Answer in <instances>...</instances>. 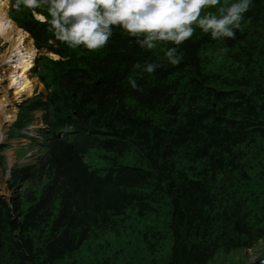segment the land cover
<instances>
[{"label": "trees", "instance_id": "trees-1", "mask_svg": "<svg viewBox=\"0 0 264 264\" xmlns=\"http://www.w3.org/2000/svg\"><path fill=\"white\" fill-rule=\"evenodd\" d=\"M9 17L59 60H36L46 94L22 103L45 109L46 153L11 181L29 191L0 197V264H64L129 209L149 219L134 243L153 258L142 264H209L264 240V0H252L234 39L197 28L176 46V66L164 47L142 49L118 27L89 52L57 41L31 10L10 7ZM144 62L160 67L143 73Z\"/></svg>", "mask_w": 264, "mask_h": 264}, {"label": "clouds", "instance_id": "clouds-1", "mask_svg": "<svg viewBox=\"0 0 264 264\" xmlns=\"http://www.w3.org/2000/svg\"><path fill=\"white\" fill-rule=\"evenodd\" d=\"M219 7L217 8V6ZM252 0H0V36L13 26L5 9L31 10L33 17L49 25L57 41L68 48L83 47L96 52L108 44L115 28L136 38L139 47L165 48L164 55L173 66L181 62L177 47L189 40L198 28L214 41L234 39ZM44 8L47 15L37 9ZM216 8L215 12L205 9ZM202 13H204L202 15ZM175 45L169 47L168 45ZM227 53L228 48L221 49ZM143 73L152 74L159 64L144 62ZM134 69L141 67L135 64ZM132 89L139 91L135 78Z\"/></svg>", "mask_w": 264, "mask_h": 264}, {"label": "rangeland", "instance_id": "rangeland-1", "mask_svg": "<svg viewBox=\"0 0 264 264\" xmlns=\"http://www.w3.org/2000/svg\"><path fill=\"white\" fill-rule=\"evenodd\" d=\"M16 22L15 18L11 19ZM34 46V45H33ZM35 48V47H34ZM37 51V55L33 60V67L28 72L31 80H37L36 77V60L40 57L52 59L46 51ZM9 52V45L0 39V56H4ZM6 69V67L4 68ZM34 94L30 97L22 95L17 102L14 103L16 110L15 119L9 123L1 124L3 138H0V197L7 204L13 200L17 194L24 193L31 189L29 182L26 180H18V184H12L11 181L18 176V179L24 177V170L33 167L40 157L45 153V132L46 126L43 121L45 112L44 107H30L27 110L22 108L24 101L32 100L38 96H45L46 91L38 82L35 86ZM3 93L0 92V100ZM9 97V96H8ZM23 98V99H22ZM44 98L41 100L43 101ZM11 101V98H10ZM22 103H19L21 102ZM7 106V103L6 105ZM11 107L5 109L9 110ZM25 116V118H24ZM2 118V116H0ZM22 120V127L16 128L19 121ZM138 165L137 163H132ZM161 216L157 219L159 231H164V222L169 220L167 214L168 208L160 210ZM149 219L139 220L133 209L127 210L123 215L118 217H110L108 226L101 231H97L92 239L86 241L81 249L75 254L67 258L64 264H86L94 255L104 256L116 254L117 264L128 261L130 264H142L152 261L153 258L145 251L144 245L137 241V235L142 230L144 224H148ZM168 223V222H167ZM147 257V258H146ZM264 258V240H260L248 249H234L228 252L218 251L209 264H253Z\"/></svg>", "mask_w": 264, "mask_h": 264}, {"label": "bare ground", "instance_id": "bare-ground-1", "mask_svg": "<svg viewBox=\"0 0 264 264\" xmlns=\"http://www.w3.org/2000/svg\"><path fill=\"white\" fill-rule=\"evenodd\" d=\"M7 11L8 8L4 10L6 15ZM29 35L13 23L12 28L4 36H0V39L9 45L8 54L0 56V92L3 93V97L0 100V116H2L0 118L1 139L3 138L1 124L9 123L15 119L16 110L13 108L14 103L22 95L30 97L32 91L34 94L33 89L38 85V82L31 80L28 75V72L33 67V60L37 55ZM50 56L53 60L57 59L54 55L50 54ZM5 67L6 69H4ZM6 103L7 106H5ZM19 103H22V101ZM5 107L11 108L7 110Z\"/></svg>", "mask_w": 264, "mask_h": 264}, {"label": "water", "instance_id": "water-1", "mask_svg": "<svg viewBox=\"0 0 264 264\" xmlns=\"http://www.w3.org/2000/svg\"><path fill=\"white\" fill-rule=\"evenodd\" d=\"M253 264H264V258H262L260 261H258L257 263H253Z\"/></svg>", "mask_w": 264, "mask_h": 264}]
</instances>
